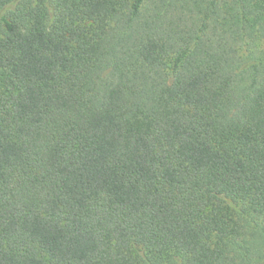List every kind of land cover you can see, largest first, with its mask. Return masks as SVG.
Segmentation results:
<instances>
[{
  "label": "trees",
  "instance_id": "obj_1",
  "mask_svg": "<svg viewBox=\"0 0 264 264\" xmlns=\"http://www.w3.org/2000/svg\"><path fill=\"white\" fill-rule=\"evenodd\" d=\"M0 264H264V0H0Z\"/></svg>",
  "mask_w": 264,
  "mask_h": 264
}]
</instances>
